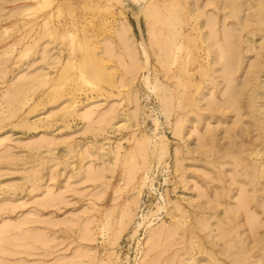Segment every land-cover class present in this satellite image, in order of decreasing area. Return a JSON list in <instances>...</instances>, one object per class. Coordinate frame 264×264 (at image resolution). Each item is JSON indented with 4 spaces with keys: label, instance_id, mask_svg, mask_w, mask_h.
<instances>
[{
    "label": "rangeland",
    "instance_id": "obj_1",
    "mask_svg": "<svg viewBox=\"0 0 264 264\" xmlns=\"http://www.w3.org/2000/svg\"><path fill=\"white\" fill-rule=\"evenodd\" d=\"M172 1L0 0V264H235L242 252L230 256L219 237L220 226L234 223L255 247L241 264H264L263 237L252 235L264 225V180L251 186L232 156L216 164L186 153L218 125L200 118L220 95L209 86L197 96L201 110L178 109L198 95L208 61L200 40L210 31L204 17L200 30L184 32L193 41L182 55L191 49L196 63L180 72L184 57L167 61L158 43L171 32L162 24ZM226 1L191 0L183 12L189 19L195 8L210 18L219 11L227 31L236 20L231 8L218 9ZM236 1L247 25L244 46L263 43L261 55H246L238 78L244 81L253 63L263 70L257 105L264 127V2ZM7 94L18 98L13 114ZM236 120L228 114L223 127ZM250 122L245 115L242 127ZM182 123V138L175 137ZM252 130L264 155V130ZM160 137L164 149L155 157L151 140ZM236 141L245 153L252 147ZM228 212L232 220L219 224L215 216Z\"/></svg>",
    "mask_w": 264,
    "mask_h": 264
},
{
    "label": "bare ground",
    "instance_id": "obj_2",
    "mask_svg": "<svg viewBox=\"0 0 264 264\" xmlns=\"http://www.w3.org/2000/svg\"><path fill=\"white\" fill-rule=\"evenodd\" d=\"M190 1L191 0H173L170 3L171 10L165 17L162 26L164 29L171 30V32L168 35L162 36L161 39H158V43H160L159 45L162 47V49H164V51L166 50L168 53L165 55L167 61L172 60L174 62L180 56L184 57L182 55L184 44L193 41L189 38H184V32L187 31L189 26H191L192 29L200 30L199 19L207 17V27L210 31V34L205 37L201 32L202 37L200 40L201 46L203 50L207 52L206 55L208 57V61L204 65H201V68L203 69L201 70L202 75L200 77V81H202L203 85H196L198 95L189 96L190 102L182 105V107L178 105V109L184 110L185 108H188L191 112H195L197 109L201 110L200 101H197V99L203 95V88L209 89V86H212L213 93L215 92L213 96H220L215 98L217 101L213 104H207L208 108L206 111L208 112V117L202 115L200 118L202 121L215 118L218 120V125L215 127L208 126L205 133H203L201 140L199 141L198 149L195 150L194 148H187L188 151H186V153H199L202 155L200 156L201 158L207 157L209 161L211 160L216 164L222 163L221 161H224L225 157L232 156L237 167L239 164L242 165V169L245 171L246 177L251 179L250 185L254 186L255 180L258 177L264 180V167L260 170V165L256 163L259 159L261 161L264 160V155L262 151L257 148L259 144L256 142L257 139H255L253 135L254 131L252 130L255 129L261 133H263L264 130V127L260 126V123H258L260 108L257 105L261 94V87L258 83V78L263 70L261 72H255L253 70V68H255V64L253 63L251 69L247 72V76L244 81H241L238 78V73L243 69V60L246 58V55L254 53L257 50V45L254 43V39H252L249 41V45L247 44L244 46L246 43H248V41L244 39L242 33L244 30H246L247 25L240 18L242 7L241 4L237 3L236 0H227L225 2V6L223 3L219 4L218 6V9H221L222 7L221 11L224 8H231V12H233V18L236 20V22L232 23V27L227 31H224V27L221 25V23H219V11L216 14V18H210L206 16L205 12L200 13L197 11L198 8H195L193 11H190L191 18H189V15L187 12H185L189 18L187 19L183 12L185 9L183 6L186 5L184 2L188 4ZM262 1L264 2V0ZM179 7L181 9L178 10ZM153 14H155L157 17L160 15L156 9L153 10ZM258 26L261 28V32H264V14L262 13L258 22ZM251 34H255L256 36L259 35L258 33ZM262 50L263 43L257 50V54L261 55ZM185 51L184 61L179 63V70L180 72L183 70L184 72L186 71L187 73H190V71L193 69V64L196 63V60L194 59L195 55L191 49H186ZM192 59H194V61H192ZM53 62L54 60L51 62V65ZM147 79L148 78L145 80ZM154 90L157 91L158 87L153 86V91ZM7 99L8 110L11 112V114H13L18 109L17 104H15L18 102V98L14 94H9ZM180 99L181 98L178 97L179 101ZM170 111L171 110H168L167 108L164 110L165 113L167 112V115L170 114ZM231 113L235 114L237 120L231 127L224 128L223 124L228 117V114ZM245 115L253 120V122H250L248 130H245L241 124ZM184 127L185 123H182L179 126V129L174 132V136L182 138V130ZM222 134L223 136H220ZM237 138H245L246 141L252 143V147L249 148V151L246 150L247 153H245L243 150H240L241 145L236 141ZM161 139L162 138L160 137L158 141L155 140L154 142L150 139L155 157H157L158 153L164 149L160 147ZM258 141H260V144L263 145L264 136H262ZM179 168H181V165ZM256 193V188L253 194L247 193L248 195L246 198V205L248 207L252 199H257ZM225 215L226 216L223 217L219 215L215 216L218 218L219 224H222L225 218H230L232 220L233 217L230 215V212ZM178 225L180 226L182 224L179 222ZM239 228L240 225L236 223L232 224L231 227L226 231L221 230V226L219 227V237L221 240L228 241L226 242L228 244L226 246L229 255L232 256V254H234L233 251H236L237 253L240 251L242 252V254H238V256L233 260L235 264H241L242 262H245L246 259L249 258L248 255L252 252V250L255 249V247H247V241H245L247 239L242 238V232L239 230ZM260 228H264V225L260 224L257 228H255L252 235L254 239L257 240V242H261L263 237L264 242V231L263 234H260ZM204 229H200V231H204ZM187 233L193 234L194 232L190 231ZM187 233H184L183 235H186ZM173 235H178V233L176 231L173 233H170V231L166 232L167 237ZM194 235H196L198 238L202 237V239L204 237L199 233H194ZM258 235L259 237H257ZM152 236L156 238L158 236L157 232L154 231ZM229 238L233 239L229 240ZM190 254L191 252H188V255Z\"/></svg>",
    "mask_w": 264,
    "mask_h": 264
}]
</instances>
